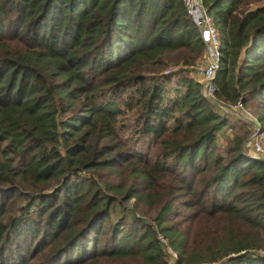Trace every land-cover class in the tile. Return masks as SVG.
Returning a JSON list of instances; mask_svg holds the SVG:
<instances>
[{
  "label": "trees",
  "instance_id": "1",
  "mask_svg": "<svg viewBox=\"0 0 264 264\" xmlns=\"http://www.w3.org/2000/svg\"><path fill=\"white\" fill-rule=\"evenodd\" d=\"M203 4L214 99L264 133V1ZM204 47L183 0H0V264H168L158 232L177 264H264V159L241 121L221 143Z\"/></svg>",
  "mask_w": 264,
  "mask_h": 264
},
{
  "label": "built area",
  "instance_id": "2",
  "mask_svg": "<svg viewBox=\"0 0 264 264\" xmlns=\"http://www.w3.org/2000/svg\"><path fill=\"white\" fill-rule=\"evenodd\" d=\"M183 2L187 13L199 19L200 36L205 44L203 55L192 66V71L201 80L202 93L214 99V79L221 56L219 31L212 15L204 6L203 0H183ZM215 102L222 114L230 112L228 115L238 116L240 119L251 123L253 130L247 139V144L250 146L253 157L264 159V133L261 130L260 123L255 118L252 108L244 103L242 96L230 105L218 100H215ZM157 236L163 243V248L168 254V264H177L176 251L161 232H158Z\"/></svg>",
  "mask_w": 264,
  "mask_h": 264
},
{
  "label": "rangeland",
  "instance_id": "3",
  "mask_svg": "<svg viewBox=\"0 0 264 264\" xmlns=\"http://www.w3.org/2000/svg\"><path fill=\"white\" fill-rule=\"evenodd\" d=\"M264 1V0H263ZM176 67H178V66H174L173 68H176ZM195 76L196 77H198L196 74H195ZM198 79L200 80V78L198 77ZM201 81V80H200ZM252 103V102H251ZM249 104V106L252 108V110H253V112H254V115H255V109H254V107H253V105L252 104ZM215 105L217 106V108H218V105H217V103L215 102ZM230 112H225L224 114L225 115H228ZM229 116V118H231L232 120H234L235 122H233V125H230V126H227V127H225V131L221 134V139H220V141H221V143H225V141L226 140H224V135H232L233 134V130L235 129L234 128V126H236V129H241V127H240V122H238V121H241V122H243V123H245V126H247L251 131H249V133H248V135H247V138H246V140H245V142H244V148H245V151L248 153V154H252V151H251V149H250V146L247 144V139H248V137H249V135H250V133L252 132V130H253V128H252V125H251V123H249L248 121H245V120H243V119H240L238 116H235V115H232V114H230V115H228ZM256 118V117H255ZM246 128V127H245ZM223 137V138H222ZM264 142V141H263ZM133 202V198H131L129 201H127L126 202V205H128V206H130L131 205V203ZM119 210H121L122 211V209H119ZM258 251H261V252H264V249H261V250H258Z\"/></svg>",
  "mask_w": 264,
  "mask_h": 264
},
{
  "label": "water",
  "instance_id": "4",
  "mask_svg": "<svg viewBox=\"0 0 264 264\" xmlns=\"http://www.w3.org/2000/svg\"><path fill=\"white\" fill-rule=\"evenodd\" d=\"M195 18H196V17H195ZM196 21H197V23H199V22H200V21H199V19H197V18H196Z\"/></svg>",
  "mask_w": 264,
  "mask_h": 264
},
{
  "label": "crops",
  "instance_id": "5",
  "mask_svg": "<svg viewBox=\"0 0 264 264\" xmlns=\"http://www.w3.org/2000/svg\"><path fill=\"white\" fill-rule=\"evenodd\" d=\"M194 74V73H193Z\"/></svg>",
  "mask_w": 264,
  "mask_h": 264
}]
</instances>
